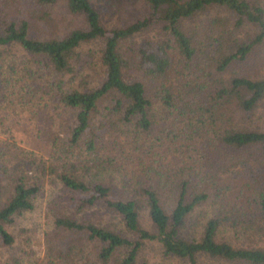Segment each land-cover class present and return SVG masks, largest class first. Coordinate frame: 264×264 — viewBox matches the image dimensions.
Segmentation results:
<instances>
[{"label": "trees", "instance_id": "trees-1", "mask_svg": "<svg viewBox=\"0 0 264 264\" xmlns=\"http://www.w3.org/2000/svg\"><path fill=\"white\" fill-rule=\"evenodd\" d=\"M59 1L0 0L7 94L40 100L22 167L0 155V264L45 183L61 264H264V0H64L65 27Z\"/></svg>", "mask_w": 264, "mask_h": 264}, {"label": "rangeland", "instance_id": "rangeland-1", "mask_svg": "<svg viewBox=\"0 0 264 264\" xmlns=\"http://www.w3.org/2000/svg\"><path fill=\"white\" fill-rule=\"evenodd\" d=\"M9 4V2H7L6 4L0 2V9L10 12L11 6H9ZM50 12L54 17L53 23L61 24L62 27H65L67 25L69 17L65 12L64 0L59 1V3L54 7V9L50 10ZM132 13L129 14V12H126L123 14V16L115 18H120L123 21L128 19V16H130ZM43 22L44 21H34V23H36L37 27L39 28L41 27V23ZM43 25L44 24H42V26ZM14 52L15 50H13V53ZM17 60V64H19V61H21V59ZM11 62L12 60L6 57L5 61L0 63V79L5 85L8 84L10 87L5 88L3 92H0V155H4V159L2 160L4 163L2 164H6V166L7 161H12H10V165L7 166L10 169H12V167L15 165L21 166L19 164V161L17 160L23 158L18 156L22 149L31 151L30 147L33 143L31 138L32 136L37 135L39 129L36 127L35 118H32V116L28 114L29 105L36 106L38 105L37 103L40 102L37 97L34 98V101L36 103L24 104L22 103V98H19V95L7 94V92H10L9 89H11L12 87H22L26 82L25 80L23 84L19 85V80L17 79L19 78V75L15 74L17 69L14 67L9 69L11 66L9 63ZM255 62L256 61L254 60L253 63L255 64ZM243 68L244 72L246 73V71L253 68V65L252 63L244 64ZM262 72H264V70ZM34 75L37 78V83L42 82V79L39 77L40 74ZM3 83L0 82V85L2 86ZM27 83L31 84V82ZM48 114L50 115L48 120L49 129L46 130V133L50 131V134L54 135L58 130H60L61 125H63L64 128L65 125L69 126L71 123L70 115L67 112L62 113L60 111L53 110ZM46 116L47 114L44 115V118L40 119L42 123L47 122ZM52 119L53 124L50 125L49 123ZM32 146H34V144ZM15 157H17L18 159L14 160ZM3 185L5 189L6 182H4ZM4 189L1 188L0 190L3 191ZM55 196L56 194H54L51 188H49V186H47V184L45 183L44 190L42 191L41 195L38 196L35 202L36 204L34 210L15 220V223L12 227V233L15 236L17 245L16 250L11 252V254L15 256H17L18 254L20 256L26 254L25 261L22 264H48L50 262H52V264H61L59 260V262H56L57 259H53L56 255H60V252L58 253V251H56L57 246L55 245L54 250L48 248V242L45 238V236L49 234L51 228L50 221L53 217V210L56 211V208H54L53 206L54 203L51 200V198L54 199ZM1 197H4V194H2ZM143 225L146 226L145 222H143ZM55 241L60 240L57 237V240ZM87 253L89 252H84V254ZM72 255L73 254H71L70 257H73ZM50 257H52V259ZM66 264L71 263L67 261ZM73 264H75V262Z\"/></svg>", "mask_w": 264, "mask_h": 264}]
</instances>
